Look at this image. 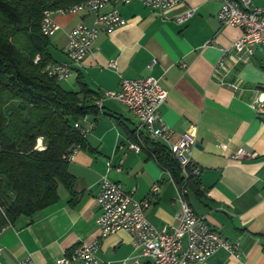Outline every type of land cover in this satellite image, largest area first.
I'll return each mask as SVG.
<instances>
[{
	"label": "crops",
	"instance_id": "obj_1",
	"mask_svg": "<svg viewBox=\"0 0 264 264\" xmlns=\"http://www.w3.org/2000/svg\"><path fill=\"white\" fill-rule=\"evenodd\" d=\"M251 3L264 6V0ZM116 9L125 25L100 31L80 65L58 83L67 92H81L83 83L89 95L81 93V99L94 106L103 93L119 90L120 75L160 79L168 92L160 113L174 131L172 142L195 130L196 144L190 152L191 162L200 169L198 191L182 194L154 158L142 149L135 153L130 144H140L135 136L137 119L127 106L105 99L101 109L94 106L95 114L77 123L88 135L86 147L68 163L74 177L72 192L59 185L57 203L2 228L0 264H18L28 256L36 264H56L77 245L98 239L102 264L133 260L139 251L128 233L99 237L95 198L104 177L119 183L137 201L158 184L146 213L155 228L176 225L184 198L218 235L239 247L237 257L219 250L203 264H264V115L250 106L264 93V48L256 47L252 56L230 51L224 65L216 67L222 52L242 33L217 20L220 3L215 0H187L161 11L134 0ZM51 17L58 31L50 38L49 54L53 62H63L69 34L80 21L92 25V16L53 11ZM221 79L242 90L233 92ZM240 149L254 158L232 159ZM141 262L148 264L144 258Z\"/></svg>",
	"mask_w": 264,
	"mask_h": 264
},
{
	"label": "built area",
	"instance_id": "obj_2",
	"mask_svg": "<svg viewBox=\"0 0 264 264\" xmlns=\"http://www.w3.org/2000/svg\"><path fill=\"white\" fill-rule=\"evenodd\" d=\"M133 1L82 0L58 9L57 12L64 16L78 13L91 15L92 25L80 21L69 34L68 43L62 49L66 60L49 63L41 72L55 78L57 82L67 79L74 67H78L81 60L91 51L100 31H111L125 25V20L119 14L116 5H126ZM135 1H140L143 7L148 9L161 11L187 0ZM215 1L220 3L217 20L223 25L239 28L242 33V37L222 52L216 67L224 65L223 59L230 51L243 52L252 56L256 47L264 48V6L253 7L251 0ZM40 30L47 38L53 37L58 31L50 11L43 13ZM39 59L40 57H36L34 63H37ZM111 66L114 67L113 64ZM119 80V90L103 93L104 95L95 100L94 106L101 109L105 99H112L127 106L129 112L137 119L135 128L137 139L144 135L165 145L184 170L183 175L186 176L185 167L191 162L190 151L196 144L193 135L195 130L191 128L176 143L172 142L174 131L164 123L160 113L168 93L161 87L160 79L148 76L132 80L120 75ZM220 83L235 93L242 90L237 83L225 82L223 79ZM250 106L252 111L254 110L260 116L264 115V93L258 94ZM75 128L79 130L82 139H85L88 135L87 131L82 130L78 124H75ZM130 146L135 153L141 150V145L138 143H131ZM37 149L42 150L41 142L37 144ZM80 149L79 146H72L64 156L65 160L71 163ZM245 156L254 158L255 155H248L240 149L231 158L242 159ZM194 170L197 174L200 169L196 167ZM122 187L119 183L110 182L106 177L101 180L98 195L95 198L100 211L96 225L99 227V237L113 235L118 231H125L130 235L132 246L139 253L128 264H142V258L147 259L148 264H203L219 250L237 257L239 247L218 235L208 225L206 218L196 214L184 198L180 199V211L175 215L176 225L157 229L148 221L146 213L151 206L152 196L159 190V185L152 186L148 197L138 201L133 198L132 193L124 191ZM179 190L182 194L187 191L185 188H179ZM0 215L5 216L1 204ZM99 245V239L87 244H79L72 249L70 255H62L58 258L56 264H70L75 261L83 264H102L97 256ZM18 264H36V262L28 256Z\"/></svg>",
	"mask_w": 264,
	"mask_h": 264
},
{
	"label": "trees",
	"instance_id": "obj_3",
	"mask_svg": "<svg viewBox=\"0 0 264 264\" xmlns=\"http://www.w3.org/2000/svg\"><path fill=\"white\" fill-rule=\"evenodd\" d=\"M80 1L0 0V204L5 212L0 231L57 203L59 185L72 192L74 177L64 156L72 146L86 147L75 124L95 114L96 107L81 99V93L89 95L83 83L81 92H67L41 72L53 61L48 50L52 43L40 24L45 11ZM36 57L40 59L34 63ZM140 145L178 188L198 191L195 164L185 167V176L165 145L144 135Z\"/></svg>",
	"mask_w": 264,
	"mask_h": 264
},
{
	"label": "rangeland",
	"instance_id": "obj_4",
	"mask_svg": "<svg viewBox=\"0 0 264 264\" xmlns=\"http://www.w3.org/2000/svg\"><path fill=\"white\" fill-rule=\"evenodd\" d=\"M41 141L38 140L37 144L40 143Z\"/></svg>",
	"mask_w": 264,
	"mask_h": 264
},
{
	"label": "water",
	"instance_id": "obj_5",
	"mask_svg": "<svg viewBox=\"0 0 264 264\" xmlns=\"http://www.w3.org/2000/svg\"><path fill=\"white\" fill-rule=\"evenodd\" d=\"M22 108H24V106L22 105Z\"/></svg>",
	"mask_w": 264,
	"mask_h": 264
}]
</instances>
